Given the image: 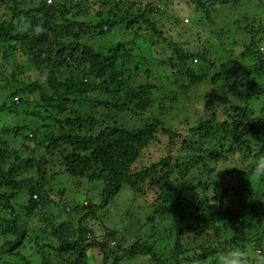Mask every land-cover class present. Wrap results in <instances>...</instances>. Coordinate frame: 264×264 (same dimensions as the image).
<instances>
[{
  "label": "trees",
  "instance_id": "16d2710c",
  "mask_svg": "<svg viewBox=\"0 0 264 264\" xmlns=\"http://www.w3.org/2000/svg\"><path fill=\"white\" fill-rule=\"evenodd\" d=\"M35 1L32 6L25 0H0V90L6 92L0 112L13 116L12 122L3 117L0 121V264H36L33 254L41 264H54L57 259L56 264H89L88 252L93 248L102 253V264L111 256V264L138 257H146L150 264H217L249 243L264 255V177H260V189L250 182L240 183L233 189L232 203L225 207L226 191L198 192L206 169L192 173L200 161L204 168L209 162L231 161L233 156L239 157L237 153L249 155L251 173L264 162V116L250 118L253 111L249 107L253 97L264 96V54L259 51L264 45V10L251 12L250 7V12L233 21L251 41L241 57L252 56L256 61L247 72L256 74L255 86L260 84V92L243 93L244 79L239 78L237 66L216 65L212 82L227 93L224 117L212 109L209 117L200 118L182 138L163 127V107L156 114L152 111L159 85L136 84L138 73L149 76L150 71L144 67L143 57H136L128 40L122 38L131 35L132 42L146 36L155 45L166 40L149 16V4L102 0L100 9H112L89 13L88 19L81 20L78 4L67 6L73 0ZM241 2L179 0L207 18L216 10V3L235 6ZM172 50L169 66L176 78L184 77L190 87L209 79L200 65L207 63L204 51L177 45ZM18 55L19 60L30 61L33 77L21 72L26 79H20L11 72L8 65ZM178 88L183 90L181 85ZM206 108L211 109L208 104ZM131 119L140 124L133 125ZM158 133L167 135L165 143ZM153 142L163 144L161 158L136 167L141 151ZM39 149L55 156L60 172L69 177L103 183L99 204L88 201L69 209V213L79 214L76 225L54 223L38 212L39 207L56 202L50 198L43 170L48 160L35 154ZM234 172L227 170L226 174ZM123 185L139 195L154 192L150 223L156 215L165 216L168 235L172 234L171 221L177 223L179 237L167 255L156 251V240H138L122 248L114 231L99 239L87 227L86 218L106 207ZM20 194L27 197L18 203ZM31 217L38 219L37 226L31 225ZM246 227L254 228L252 239ZM210 228L218 238L221 233H231L230 237L218 241V247L208 243L193 248L181 243L185 233L199 234ZM109 240L115 247H110ZM24 249L31 252L25 254Z\"/></svg>",
  "mask_w": 264,
  "mask_h": 264
},
{
  "label": "rangeland",
  "instance_id": "374dc122",
  "mask_svg": "<svg viewBox=\"0 0 264 264\" xmlns=\"http://www.w3.org/2000/svg\"><path fill=\"white\" fill-rule=\"evenodd\" d=\"M22 1V0H21ZM27 4L34 6L37 2L34 0H25ZM130 1V0H128ZM53 1L47 0V3ZM35 3V4H34ZM102 0H73L68 1L67 6L73 7L78 4L80 13V19H88L89 13L98 11L108 12L112 7L102 8ZM141 6L148 5L152 12L149 16L155 20L157 26L163 31L165 41H159L158 44H151L148 38H133V44L131 45L130 37H122L128 40V45L133 48V53L136 57H143L146 68L149 69V76L142 75L141 72L137 74L136 84L139 82H153L158 84L159 88L155 93L156 102L152 111L156 114L159 106L163 107L165 111L161 116L163 121V127L165 129H171L178 132L183 138L188 136L187 132L190 126L197 122L200 118L209 117L210 112L213 109L220 118L224 117V107L227 106L225 96H227L225 90L215 86L212 82V78H216L214 67L216 65L231 64L239 68V78L243 81V93H258L260 92V84L255 86L257 82L256 74L247 71L253 68L256 63L252 56L241 57L242 52L251 42L249 36L245 31L240 29L233 21L240 17L242 13L249 11L262 12L264 10V0H242L239 5L235 6H219L216 3L214 7L216 10L209 13V17H205L203 14L195 10L188 4H180L179 0H142L139 2ZM261 7H260V6ZM259 6V7H258ZM122 9V10H121ZM157 9L159 12H156ZM123 11V8H120ZM86 12L85 14L83 13ZM249 11V12H250ZM249 14V13H248ZM247 14V15H248ZM87 15V16H86ZM8 16H6L7 18ZM244 21L247 22L246 19ZM120 27V26H119ZM117 27V29L119 28ZM120 34V33H119ZM89 37L90 34H84ZM264 37V32L261 33ZM117 37V36H115ZM120 37V35H119ZM109 41V37L106 41ZM179 46L188 51H200L205 52V58L207 63L199 62L205 69V74L209 77L198 86H188L184 77L176 78L170 69V57L173 56V46ZM259 51L264 54V45H260ZM254 54H258L256 50ZM21 56H17L13 62L9 63L11 72H15L20 79L22 74L31 75L33 77V70L31 69V63L29 60H19ZM18 62V65L16 66ZM193 63H195L193 61ZM24 64V67H18ZM25 66L27 68L25 69ZM143 67V68H144ZM21 75V76H20ZM139 77V78H138ZM138 78V79H137ZM176 78V82H175ZM9 83L12 80H8ZM6 83V81H5ZM178 83V84H176ZM181 85L183 90H179L178 86ZM6 92L0 90V104L5 99ZM165 95V96H164ZM168 95L169 99L166 98ZM221 96V97H220ZM232 101L233 97L229 98ZM211 107L207 109L206 105ZM249 107L253 113L250 118L256 116H264V96L253 97L249 101ZM30 109V108H29ZM90 113V108H85ZM156 109V110H155ZM27 116V114L25 113ZM5 118L8 122L13 121V116L8 115L6 111L0 112V119ZM25 117V116H24ZM21 117H19L20 119ZM28 118V116H27ZM1 122L2 119L0 120ZM130 122L133 125H139L140 122L131 119ZM158 139L165 143L167 135L157 134ZM181 138V139H182ZM190 138V137H188ZM181 141V140H180ZM181 143V142H180ZM31 145L30 142H28ZM163 144H152L146 146L141 151V156L135 164L136 167H143L158 161L162 154ZM186 152V150L184 149ZM181 153H183L181 151ZM32 154V153H31ZM35 154L41 157H46L48 163L43 167L46 171V177L48 178L47 189L50 192V198L56 200V202H50L46 206L38 208V212L49 221L54 223L70 222L73 225L77 224L78 215L75 212H68L74 205L83 206L85 202L92 201L99 204L101 199V191L103 183L101 181H88L87 179H76L69 177L66 173L60 172L59 162L55 156L46 154L43 150L35 151ZM233 156V160L220 161V163H210L209 166L203 168L202 161L193 169L192 173L197 174L199 171L206 169V173L202 176L203 186L198 190L202 193L207 192L212 194L214 189L217 191H226L225 195V207L230 206L233 198V189L240 183L250 182L251 187L262 188L261 178L251 173L247 163L249 161V155L239 154ZM210 167H215V170L210 171ZM54 168V169H53ZM53 169V170H52ZM235 172L232 174H226V171ZM239 171V173H238ZM62 173V174H60ZM60 174V175H59ZM196 176V175H195ZM62 191V195L59 192ZM19 196L18 203L26 200L27 195ZM154 198V192L150 190L147 194H136L129 186L123 185L121 190L115 195L114 199L104 208H97L94 215H90L86 218L87 227L91 229L96 238H107L106 233L114 231L118 237V244L122 247H128L136 241H148V243L154 241L157 252L162 254L170 251L174 241L179 235L177 234V223L171 221L172 234L168 235L166 229L170 226L168 221L164 219L165 216L156 215L154 222L150 223L148 219L153 215L151 202ZM16 203V204H18ZM83 211V210H82ZM84 212V211H83ZM31 225L37 226L39 224L36 217H31ZM47 223V221H46ZM45 223L42 224V226ZM250 231V239L255 234L254 228L246 227ZM152 234V236H151ZM231 233H221L219 238L210 228L204 233L187 232L181 239V243H189L193 248L203 245L207 246L208 243L218 247L217 242H222L224 239L230 237ZM150 237V238H149ZM249 242V241H248ZM1 243V241H0ZM110 247H115L114 242L109 240ZM236 250L244 252L248 258L249 264L253 262L257 254H261L258 250L253 249L252 244H246L243 247H239ZM199 251V250H198ZM25 254H29L31 250L24 249ZM50 253V251H49ZM53 254H51L52 256ZM164 255V256H165ZM222 256V253L220 254ZM89 264H102V253L96 249H90L88 252ZM35 260L36 264H41L40 259L33 254L31 256ZM223 257V256H222ZM51 258H54L52 256ZM57 258V257H56ZM112 256L108 259L107 264H111ZM225 259H221L217 264H224ZM59 260L54 261L56 264ZM119 264H150L147 258H136L129 260L125 258ZM185 264V262H182Z\"/></svg>",
  "mask_w": 264,
  "mask_h": 264
},
{
  "label": "clouds",
  "instance_id": "9594fccd",
  "mask_svg": "<svg viewBox=\"0 0 264 264\" xmlns=\"http://www.w3.org/2000/svg\"><path fill=\"white\" fill-rule=\"evenodd\" d=\"M254 173L258 177H264V162H260L256 165ZM224 264H249V261L244 252L234 250L225 258ZM251 264H264V255L257 254L255 260L251 262Z\"/></svg>",
  "mask_w": 264,
  "mask_h": 264
}]
</instances>
